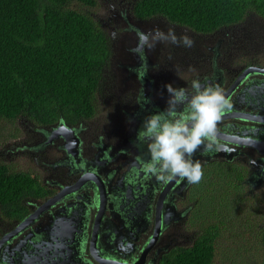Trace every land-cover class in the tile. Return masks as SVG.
I'll return each mask as SVG.
<instances>
[{
    "label": "flooded vegetation",
    "instance_id": "1",
    "mask_svg": "<svg viewBox=\"0 0 264 264\" xmlns=\"http://www.w3.org/2000/svg\"><path fill=\"white\" fill-rule=\"evenodd\" d=\"M100 1L103 18L94 11ZM135 1L96 0L89 11L107 45L92 115L48 125L18 119L0 147V163L39 184L23 210L0 211V264H170L196 244L203 179L161 180L139 163L150 157L138 132L167 107L166 84L190 88L199 79L223 90L230 107L217 126L218 149L201 148L192 159L206 176L217 167L243 168L246 194L264 192V157L248 146L249 136L264 141V124L255 123L264 119V11L247 6L239 20L197 31L163 16L137 18ZM156 29H173L193 45L156 43L145 48L146 61L130 51L139 33ZM145 63L139 80L133 70Z\"/></svg>",
    "mask_w": 264,
    "mask_h": 264
},
{
    "label": "trees",
    "instance_id": "2",
    "mask_svg": "<svg viewBox=\"0 0 264 264\" xmlns=\"http://www.w3.org/2000/svg\"><path fill=\"white\" fill-rule=\"evenodd\" d=\"M95 6L96 0H0V121L48 125L92 115L107 54L105 35L89 13ZM247 6L261 14L264 0H136L134 14L211 31L239 20ZM202 179L198 211L218 220L205 222L196 244L169 263L214 264L224 231L237 228L232 235L254 238L264 264V192L247 197L239 167H217ZM38 185L30 173L0 163V211L23 210Z\"/></svg>",
    "mask_w": 264,
    "mask_h": 264
},
{
    "label": "clouds",
    "instance_id": "3",
    "mask_svg": "<svg viewBox=\"0 0 264 264\" xmlns=\"http://www.w3.org/2000/svg\"><path fill=\"white\" fill-rule=\"evenodd\" d=\"M160 42L188 48L193 45L188 36L177 37L173 29L167 33L156 29L151 34L139 33L137 46L130 51L144 56L145 48L151 50ZM141 67L143 70H133L139 80L147 75L146 63ZM164 87L169 94L167 107L146 118L137 135L139 141L147 143L150 157L139 162L140 168L146 175H155L161 180L180 178L189 184H198L203 169L192 157L201 148L205 152L218 149L217 126L230 107L229 101L221 88L202 85L199 79H192L190 88L175 89L171 84Z\"/></svg>",
    "mask_w": 264,
    "mask_h": 264
},
{
    "label": "rangeland",
    "instance_id": "4",
    "mask_svg": "<svg viewBox=\"0 0 264 264\" xmlns=\"http://www.w3.org/2000/svg\"><path fill=\"white\" fill-rule=\"evenodd\" d=\"M77 8V7H75ZM106 4L104 1H100L99 5L95 7V13L99 18H103L105 15ZM85 10V8L83 9ZM14 129H16V122L14 125L6 123V121L2 122L0 121V147L4 148L5 144L11 140V137L9 136V133H11ZM24 164H27V159L24 160ZM29 164L27 165V167ZM209 180V177H207ZM213 180H215V177H212ZM246 189L244 187L243 192L246 194ZM258 192H253V195H256ZM248 197V195L246 194ZM227 201L231 202V199L227 198ZM248 206V203L245 204V206ZM245 207V209L247 208ZM209 212H211L212 208L208 209ZM204 212V210H203ZM202 214L199 213L200 219L199 221H203L202 228L205 224H212L216 220L215 217H212L211 214H205L204 212ZM228 227V226H227ZM229 229V228H228ZM230 231H224V238L222 241H219L218 246L216 247V257L214 260V264H259L261 257H260V251L257 249V242L254 238H251L249 241L248 239H244L237 236L236 234L232 235L234 232H239L237 228L229 229Z\"/></svg>",
    "mask_w": 264,
    "mask_h": 264
},
{
    "label": "water",
    "instance_id": "5",
    "mask_svg": "<svg viewBox=\"0 0 264 264\" xmlns=\"http://www.w3.org/2000/svg\"><path fill=\"white\" fill-rule=\"evenodd\" d=\"M250 72H253V71L248 70V73H250ZM253 121H257V119L254 118ZM255 123H258V124L263 123L264 124V119H262V122H255ZM61 127H64V126H61ZM248 141H249L248 146H253V148H255L257 150L258 154L264 157V141H260L259 139H256V137L253 138L252 136L248 137ZM257 163H259V162L257 161ZM250 164L252 166L254 164V162L251 161ZM256 171H259V170L257 169ZM263 173H264V170H263ZM3 264H6L5 260H3Z\"/></svg>",
    "mask_w": 264,
    "mask_h": 264
}]
</instances>
